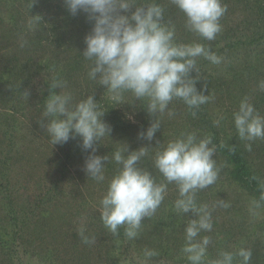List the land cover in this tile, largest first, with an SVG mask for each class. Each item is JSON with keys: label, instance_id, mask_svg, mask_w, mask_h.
I'll use <instances>...</instances> for the list:
<instances>
[{"label": "trees", "instance_id": "1", "mask_svg": "<svg viewBox=\"0 0 264 264\" xmlns=\"http://www.w3.org/2000/svg\"><path fill=\"white\" fill-rule=\"evenodd\" d=\"M236 1L239 6L244 7L243 13L246 15L248 13L249 22L245 23L246 28L235 30L233 37H222L224 43H210L198 35L195 41L211 49L221 59H228L233 52L239 53L242 49L250 47V52L255 53L257 62H262L258 64L264 66V0ZM157 3L164 8L165 22L176 26V33L179 30L177 27H181V21L185 20L183 13L171 3V0H157ZM37 15L41 17L40 27L30 28L29 17ZM91 27L86 14L79 12L72 15L64 0H0V262L3 261L2 264L5 263L3 258H9L11 264H29V260L24 256L20 257L18 252L19 243L23 245L28 241L25 239L29 234L26 228L31 226L30 223L36 214L44 211L49 203L65 202L68 198L65 194L67 187L76 184L81 192L82 184L90 182L94 184L95 193L96 195L99 193L101 199L106 192L108 180L118 169V165L111 158L112 153L120 148L127 147L129 151H133L147 147L148 155L140 160L138 166L150 171L157 183H162L165 182L163 177L153 166L156 151L185 132H194L199 138L211 137L210 146L215 147L213 159L218 166L215 183L220 184L217 198L233 207L232 194L243 193L250 196L252 201L259 200L264 194L262 187L264 173L255 160L249 158L251 154L245 146L249 141L241 140L234 123L225 120L228 125H224L219 119L222 113L213 110L219 82L214 73L209 72V66L213 63L204 57L196 58L197 71H193L191 75L197 80V90L209 95L211 99L198 109H189L182 100L174 99L168 107L176 115L180 113L179 118L182 121L167 126L163 119H158L157 115V119L164 124L160 122V130L156 132L152 141L142 139L138 133L150 126L147 122L153 116L149 115L144 123L131 124L126 122L119 112L102 108L106 111L103 120L112 129L110 137H105L101 143L97 142L94 145L96 155L109 156L104 168L103 182L88 177L84 171V161L89 152L81 148L79 137L70 139L64 144L52 145L46 130L41 126L43 102L49 95V83L53 79L64 81L66 86L55 91L70 92L74 98L76 92L69 90L68 86L72 85L76 73L81 72L83 67L77 66L79 62L74 59L73 53H76L74 48L79 46L83 52L84 37L90 32ZM175 39L181 43L178 34L175 35ZM76 57H80L82 62H87L79 53ZM257 75L255 78L257 91L252 97V104L257 113L263 115L264 90L259 84L264 81V72ZM98 91L100 96L104 91L103 86H99ZM87 95H84V98ZM193 111L196 115H192ZM34 142H37V147L41 145L40 148L34 147ZM24 172L34 173L36 176H23ZM39 173L46 177L43 184L44 177L38 176ZM37 176L38 186L33 194L26 193L27 188H24L23 184H27L30 179H36ZM215 183L202 193H198L203 198H198L196 195V203L209 201ZM28 185L32 186V190L35 187L33 183ZM169 185L160 206H168L167 209H172L170 212L174 213L176 212L174 200L178 198L173 196L174 190H171ZM70 200L71 198H68L67 203ZM81 203L79 208L84 209L81 205H89L90 200L87 201L82 196ZM229 208L231 209V206ZM227 212V217H232L230 211ZM180 216L176 218L169 213L159 218L157 223L163 228L165 224L173 222L176 228H182L185 220ZM91 218L93 229L87 234L93 233L99 238L98 233L101 232L96 225L98 220L93 216ZM174 219L177 220L176 223ZM145 220L148 218L142 221ZM241 222L230 226L226 236L224 235L228 243H233V247L227 245L225 251L234 252L239 247L249 248L253 253L251 264H264V222ZM235 231L241 236L240 240H232L236 237ZM161 233L158 229H153L152 232L157 237ZM117 235L118 240L128 239L123 227ZM130 241L126 246L127 252L131 248ZM114 242V234L106 233L105 244L112 246ZM169 246V242H161V251L166 256ZM216 251L217 256L219 248ZM215 255L213 248L209 247L208 258L213 259ZM110 259L113 258L108 255L107 260ZM137 260L133 254H129L124 262L140 264ZM185 262L188 264L187 260L184 264Z\"/></svg>", "mask_w": 264, "mask_h": 264}, {"label": "clouds", "instance_id": "2", "mask_svg": "<svg viewBox=\"0 0 264 264\" xmlns=\"http://www.w3.org/2000/svg\"><path fill=\"white\" fill-rule=\"evenodd\" d=\"M72 15L86 14L92 27L84 37L85 47L80 55L88 62V78L105 89L107 98L115 106L127 103L126 96L146 103L147 112L154 116L150 126L138 133L142 139L152 141L160 130L158 114L166 111L174 99L182 100L189 109H198L211 97L196 88V58L204 57L219 64L221 57L201 43H178L175 26L165 22L164 8L157 0H64ZM185 17V27L207 41H212L221 31V17L226 12L222 0H171ZM41 17L30 16V28L40 27ZM65 82L53 79L49 83V95L43 102L42 127L52 145L67 143L79 137L81 148L89 152L84 161V171L97 182L105 180L104 168L109 156L96 155L94 145L110 137L111 126L103 117L105 112L94 94L74 101L70 92L63 89ZM259 87L264 90V81ZM192 115H196L195 111ZM129 119L132 117L129 116ZM234 126L241 140L264 139V117L245 97L233 113ZM219 123V121H216ZM159 141H157V144ZM211 137L199 138L194 132L182 133L155 152L153 166L163 177L157 183L150 171L138 166L148 155L147 147L129 151L120 148L112 153L117 171L107 182V189L100 200V219L114 235L121 227L125 236L137 238L142 220L150 217L161 205L168 184H175L179 198L174 207L177 213L192 212L184 228V244L181 253L188 264H251L252 250L239 247L234 252L220 250L213 259L208 258L211 237L212 213L208 205H197L196 193L214 184L218 177L213 155L215 147ZM251 150V145H247ZM90 150V151H89ZM264 187V186H262ZM264 201V194L254 200L250 213ZM225 208L229 207L223 201ZM85 244L92 238L80 231ZM153 250L145 249L144 256H155Z\"/></svg>", "mask_w": 264, "mask_h": 264}, {"label": "rangeland", "instance_id": "3", "mask_svg": "<svg viewBox=\"0 0 264 264\" xmlns=\"http://www.w3.org/2000/svg\"><path fill=\"white\" fill-rule=\"evenodd\" d=\"M222 4L226 6L227 9L220 19L222 29L214 40L209 41L210 43H224V41L221 40L222 37H233L235 30L246 28L249 22L248 13L247 15L243 13L244 7L242 8L239 6L236 0H222ZM184 26L185 20H182L181 27H177L179 30L176 31L181 43L187 44L196 42L195 40L198 39L197 34L188 31ZM188 34H190V36ZM74 51L76 52L73 53L74 59L79 62L77 66H83L81 72L76 73L72 85L68 86L69 90L76 92L73 98L74 101L84 99V95L94 94V98L97 99V102L102 108L119 112L120 115L124 116L123 119L126 120V122L131 124L146 122L150 114L147 112L146 107H143L145 104L143 100L137 101L130 95H127V103L115 106L114 102L108 99L106 93H104L105 89L99 96V85L95 81L89 80L87 75L89 70L88 62H82L80 57H76V54L79 53L80 55V53H82L80 47L76 46ZM258 63L262 62H257L255 53H251L250 47H246L242 49V52H233V55H230L228 59H221L219 64H211L209 66V72H213L215 78L217 77L218 82L222 84L219 85L218 83V91L216 92L218 95L216 101L213 103V110L222 113L219 115V119L223 121L224 125H228L225 120L234 123L233 113L238 110L239 103L242 99L247 97L249 102L252 103V97L257 91L255 78L258 76V73L264 72V66ZM172 112L174 116H169L166 111L163 114H158V119H163V122L167 126L180 123L182 121V119L179 118V116H181L180 113L176 115L174 111ZM259 115L264 117V114ZM129 116L132 118L129 119ZM153 120L154 116L151 117L147 123L150 125ZM159 121L161 124H164L161 120ZM34 143V147L40 148L41 145L37 147V142ZM249 144L251 145V150L247 147ZM247 145H245L247 151L251 154L249 158L253 161L255 160L264 173V139L249 141ZM216 168H218L217 164ZM25 173L26 172H24L23 176H36L34 173ZM38 176L44 177L42 173H39ZM38 176L36 179L26 180L28 183L23 184L24 188H27L26 193L33 194L32 192L38 186ZM45 180L46 177L42 179V184ZM30 183H33V186H35L33 190L32 186L28 185ZM169 186L171 190H174L172 191L173 196L179 198L176 185L173 183ZM219 188L220 184L215 183L214 192L211 193L209 201L207 203L205 202L206 200L197 203V205H208L212 213V231L202 232L201 236L207 235L211 237V244L209 247L213 248V255L217 252V248H219V251H225L227 245H230L228 247H233V243H228L224 237L230 226L240 224L242 223L241 221H247L248 223L264 222V203L261 202V207L256 210L258 214L253 216L249 211L252 203L250 196L243 193L232 194L231 199L233 207L231 204H228L231 206V209L229 207L225 208L221 205L220 199L216 196ZM80 189L81 192L76 184L67 187L65 189V194L68 195V198H71L68 203V198L65 199L63 203L59 202L55 204L56 201L51 202V204L49 203L47 207H45L44 211L36 214L33 221L30 223L31 226L26 228V232H29V234L26 235L27 238L25 239L28 241L23 245L19 243L20 249L18 252L21 255L20 257L24 256L25 259H28L29 264H126L124 259L129 254H133L134 258H137L140 264H184L186 258L181 253V248L184 244V228L190 219L195 218L192 212L185 214L177 212L171 213L170 211L172 209H167L168 206H159L155 213L148 217V220L142 221L137 238L131 241L129 239L118 240V235L116 234L114 235V245H106L105 235L108 232L110 233V231L103 225L100 219V212H96V210H100V195L99 193L96 195L94 184H90V182L82 184ZM205 189L198 190L196 195L202 193ZM82 196H84L87 201L90 200L89 205H81L84 209L79 208L80 204H82ZM197 197L203 198V196L200 195ZM82 210H84V212H81ZM227 210L230 211L232 217H227ZM169 213L176 218L178 215H181L180 218L185 220L184 226H182V228H176L175 224L170 222L165 224V227H160L157 223L158 219ZM92 216L98 220V224L96 225L101 232L98 233L100 235L99 238H96L93 233H91V235L87 234L93 229V225L91 224L93 223ZM228 220L232 221L229 222ZM174 221L175 223L177 222L176 219H174ZM81 229H83L84 235L92 238L93 242L88 244L83 242L80 235ZM153 229H158L159 233L162 231L159 237L152 234ZM120 230L121 228L119 231ZM234 233L236 237L232 238V240H240L241 236L237 234L236 231ZM128 241L131 243V248L127 252L125 250L127 248L126 246H128ZM162 241L169 242L170 244L167 249L168 256L164 255L161 251L160 246ZM159 242L160 245H158ZM145 249L155 251L156 255L150 259H146L144 256ZM108 255L113 259L107 260ZM3 259L5 261L4 264H11L9 258ZM2 262H0V264H2ZM185 264L187 263L185 262Z\"/></svg>", "mask_w": 264, "mask_h": 264}]
</instances>
